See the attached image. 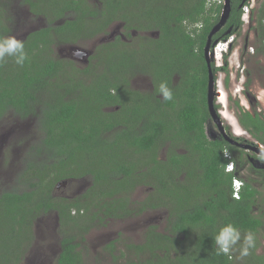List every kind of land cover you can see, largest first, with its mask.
<instances>
[{"label": "trees", "instance_id": "trees-1", "mask_svg": "<svg viewBox=\"0 0 264 264\" xmlns=\"http://www.w3.org/2000/svg\"><path fill=\"white\" fill-rule=\"evenodd\" d=\"M98 1L38 0L31 12L47 18V27L23 40L29 59L23 67L11 57L0 62V121L11 115L21 121L33 118L42 134L24 161L22 187L0 189V264H21L36 236L34 223L53 212H58L63 233L57 264H87L81 247L97 215L82 216V209L120 207L116 216L124 218L133 214L128 196L135 187L152 190L138 214L168 205L171 218L168 233L150 227L143 244L127 246L129 254L142 259L125 264H234V252L217 255L215 235L229 223L242 236L248 231L255 234L261 223L250 213L255 189L242 192L240 200L231 194L233 202L229 201L236 176L226 172L229 160L223 158L221 147L235 148L206 135L211 116L204 49L220 20L222 1ZM243 1L232 0L228 29L216 40H226L241 29ZM2 3L0 37H6L13 32V19L5 16ZM115 22L124 24L132 43L118 38L100 46L96 64L80 68L54 54V46L91 40L107 33ZM257 27L264 44V10ZM134 31L139 34L134 36ZM211 66L214 73L226 70ZM137 75L148 76L153 91L135 90ZM162 82L172 90L173 100L160 97ZM238 110L244 128L254 136L264 133L263 115L239 104ZM83 176L93 179L84 207L54 196L59 182ZM114 257V264H123L119 260L126 258L123 253ZM250 257L264 264L256 247Z\"/></svg>", "mask_w": 264, "mask_h": 264}, {"label": "rangeland", "instance_id": "rangeland-1", "mask_svg": "<svg viewBox=\"0 0 264 264\" xmlns=\"http://www.w3.org/2000/svg\"><path fill=\"white\" fill-rule=\"evenodd\" d=\"M221 1L225 4V0ZM212 2L217 1L212 0ZM243 3L249 6L246 9L243 8V13L249 11L246 16L247 20L245 23L242 20L241 29L230 36L234 38L230 54L223 63H216L217 66H225L226 68V70L218 71L215 74L216 90L219 93L220 91L224 92L223 98H220V95L216 101L219 102L218 111L220 110L224 117L226 115L225 119L233 125L234 130L239 134L245 133L247 138L252 139L250 134L244 132L239 125L238 104L252 114L260 113L264 116V44L261 38H258L257 29L259 16L264 10V0H244ZM2 4L4 8H7L5 16L13 19L12 34L16 38L23 41L33 30L44 25L45 20L43 18L34 17L28 7H21L18 0H16V5L15 0H3ZM116 31L122 32V29L118 28ZM111 36L100 37L99 39L108 41L112 38ZM97 43L98 40L95 39L94 41L83 40L72 45H57L53 47L54 54L69 60L70 56H75V49L89 50ZM225 46L223 45L220 49ZM259 48L261 52H258ZM78 60V62L73 61L78 67L85 65L81 59ZM133 86L140 89H150V83L145 76L135 78ZM210 129L216 132L213 122L208 126L207 132H210ZM41 137L40 127L34 119L21 121L18 117L11 115L0 121V189L8 191L12 188L22 187L21 172L25 168L24 161L29 149L39 142ZM245 173L239 172L238 177L242 178ZM250 175L260 178V175L253 172H250ZM91 184V179L78 183L75 181L63 183L57 190L55 189L56 195L74 200L73 198L82 196L83 192L80 189L89 188ZM151 191V188L142 187L128 196L130 202L132 201V216L123 220L105 221V223H97V216L95 217L96 220L92 223L91 233L86 234V240L81 247L87 264H114V256H121V253L126 256V258L119 260L123 264L129 260L136 262L142 258L139 259L136 255L129 254L127 246L143 244L150 227H153L154 231L157 232H167L171 218L168 205L138 214L141 203L150 196ZM260 193L257 213L260 214L262 211L264 214V191ZM97 214L98 208L91 209L89 213L90 216ZM57 220V213L53 212L42 216L34 223L33 232L36 236H32L33 240H31L21 264H57L59 243L63 235L62 232L57 233L60 230ZM260 236V240L259 236L257 237L256 247L258 246V250L256 253L259 256H264V232H260ZM111 243H114V246L107 248ZM237 247L239 248V245ZM177 249L180 248L177 247ZM170 254L173 257L175 250H172ZM233 260L234 264H263V262L251 258L250 255L241 259L238 250L234 252Z\"/></svg>", "mask_w": 264, "mask_h": 264}, {"label": "flooded vegetation", "instance_id": "flooded-vegetation-1", "mask_svg": "<svg viewBox=\"0 0 264 264\" xmlns=\"http://www.w3.org/2000/svg\"><path fill=\"white\" fill-rule=\"evenodd\" d=\"M18 2L20 3L21 7L22 6L28 7L29 10H30V13L35 17V15L31 12V8L33 7V5H35L38 2V0H18ZM90 2L92 4L99 3L98 0H90ZM94 2H96V3H94ZM15 5H16V0H15ZM85 8H86L87 11H92L93 10L91 8H88V7H85ZM93 8H95V7H93ZM13 11L15 12L14 9H13ZM72 12L73 11H67L66 14H69V13H72ZM40 17L45 20L44 25H41L37 29L33 30L32 33L35 32V31H37V30H40L41 28L47 27V18H45L44 16H40ZM61 21H62L61 23H63V20L62 19H61ZM58 24H59V22H58ZM227 25L221 30V32L223 30L228 29ZM118 28L122 29V32H117L116 30ZM198 28L200 29L201 26H199ZM231 28L233 30V27H231ZM32 33H30V34H32ZM111 34H114V37L110 38V40H108V41L107 40L106 41H104V40L101 41V39H99L100 37L103 38V37L111 36ZM138 34L139 33L135 32V31L133 32V35L134 36H136ZM141 34H143V35H146L147 34V35L151 36L152 38H158L160 36L159 33H157V34H154V33H141ZM10 36H13V34L11 33ZM215 37H214V40H216ZM118 38L121 41H124V42H127V43H132V39H129L128 36L126 35L125 29H124V24L115 22V23H113L108 28L107 33H105V34L102 33V34L98 35V37H96V38H93L91 40H87V41H92V40L94 41L95 39L98 40V43L96 45H94L92 48H90L89 50H84V52H86L87 55H82L81 56V55H79V54H77L75 52V56H70V59L69 60L78 62L79 61L78 59H81L85 63V65L82 66V67L79 66L80 68H86V67H88L90 65V63L96 64L97 61L99 60V59H96L97 49L100 46L107 45L109 43L115 42ZM214 40H213V42H214ZM70 45H72V44H70ZM216 63L217 62L214 60L213 65L215 66V68H219V66H217ZM97 74H99V72H97ZM137 76L140 77V76H143V75H137ZM137 76H135V77H137ZM147 79L149 81L148 76H147ZM149 83H150V89H140V88H135V87H134V89L135 90L138 89L139 91H144V92L153 91V87L151 85V81H149ZM222 92L223 91H220L219 95H221ZM218 103L219 102L216 103V106H217L216 109L218 108V105H219ZM241 107H243V106H241ZM217 111H218V109H217ZM219 112H220V110H219ZM220 113H221V117H222L223 131L225 133H227L228 135H230L235 141H237V143L239 145L232 144V143L226 141L225 138H224V136H223V131L221 129H219V127L217 126V124H215V122L211 118L209 119L208 123L206 124V135H207V137H208V139L210 141H219L221 144L223 143V141H226L227 143H229L230 146H232V147L235 148V149H229V147H227V145H223L221 147V148L224 149L222 151L223 158L235 163V170L233 172H227V171L226 172L227 173H231V174H233L236 177H238L239 172L240 173L246 172L245 174L242 175V178L240 177L242 179V181H243V187L241 188V191H240V194H239V199H237V200H240L241 199L242 192L243 193H248L252 189H255L258 192L257 195L255 196V198L252 199L253 200V203L251 204V210H250V213H252L251 215H253V218L255 219L254 221H259L261 223L257 227L256 233H255L256 242H257L258 241V238H257L258 236H259V240L261 239L260 232H264V214H262V211L260 212V214L257 213L258 203L260 202V196H261V193L260 192L261 191H264V168L259 167V165L264 164V133L261 132V134L259 136L252 135L246 128H244L241 125V123L239 121V117H238L239 125L243 128V131L246 132V133H249L250 136H251V138H252V139H249V138H247L246 135H244L245 133H243V134L242 133H240V134L237 133L234 130L233 125L232 124H229L227 122V120L225 119L223 113L222 112H220ZM31 119H33V118H31ZM212 122L214 124V128H215V131L216 132L212 131L211 129H210V132H207V128L210 125V123H212ZM241 145H246L247 148H245V147H243ZM249 146L250 147H258L259 149H261L263 151H257L255 149L250 148ZM166 149L167 148L164 149V152L163 153H165ZM250 172H253L255 174L260 175V178L252 177L250 175ZM198 173L202 176V170H199ZM201 176L198 177V178H196L198 184H201ZM89 179H91V181H92V184L90 185V187L89 188H82V189H80L83 192L82 193V196H78L76 198H73L74 200H72V199L70 200L67 197H58L56 195L57 188H59L60 185L63 184V183L72 182V181H75L76 183H78V182L86 181V180H89ZM179 179L183 180L184 183H186V179H184V177H183V179L181 177ZM190 181L191 180L188 181V184H192V183H190ZM92 186H93V179L90 176H83V177H79V178H70L68 180L59 182L56 185V190L54 191V196L57 197V198L66 200V203L67 204H69L70 202H73V203H77L78 202V204H76V205H81L82 204L83 207H84V204H87L89 202L88 192H89V189ZM139 188H142V187H135L133 191L138 190ZM132 192H130V194ZM231 194H232V197H233V187L231 188V190L229 189V201L230 202H233V199L231 197ZM121 196L122 195H120L119 198ZM202 197L203 196H200V200H201ZM205 198L208 199L209 196H205ZM131 203H132V201H131ZM109 207H111V205H109ZM77 212L78 211L76 209H74V211L72 213L75 214V216H76L78 214ZM89 213H90V211L85 210V209H82V211H81V215L82 216H88L89 217L90 216ZM117 214H121L120 207L117 210H112V209L109 210L108 208L107 209H101V208H99L98 209L97 216L98 215H101V216H99L97 218L96 222L97 223H105V221L110 222L112 220L114 221L115 219L123 220L126 217H129V216H132L133 215V214L130 213V215H125V217L122 218V217H117L116 216ZM100 217L103 218L102 221H99V218ZM57 219H58L57 221L59 223L58 212H57ZM91 230L92 229L90 228L86 234H90L91 233ZM57 233L60 234L61 231L59 230ZM160 233H162V232H160ZM85 237H86V235H85ZM259 244H260V242H259ZM257 247H256V252L258 250ZM59 252H60V248L58 249V254H59ZM57 258H58V256H57Z\"/></svg>", "mask_w": 264, "mask_h": 264}, {"label": "clouds", "instance_id": "clouds-1", "mask_svg": "<svg viewBox=\"0 0 264 264\" xmlns=\"http://www.w3.org/2000/svg\"><path fill=\"white\" fill-rule=\"evenodd\" d=\"M247 7L249 6L243 5L244 9H246ZM248 12L249 11H246V13H243L242 15V20L244 21V23L247 20L246 16L248 15ZM233 43H234V38L230 37L227 38L226 40H221V41L219 40L217 45H215V47H212L210 51L212 65L214 60L216 62H221V63L224 62L225 58L230 54L231 49L233 48ZM223 45L226 46L223 49H220V47H222ZM9 57L13 58L14 63L16 65L23 67L25 65V62L29 59L28 53L25 50V43L22 40L16 38L15 36L0 37V62H4L6 58ZM158 92L160 97L165 102L173 100V92L167 86L166 83L164 82L160 83L158 87ZM230 163L234 164V170H235L234 162L229 161L227 166ZM227 166H226V171H227ZM235 180L241 181L243 183L242 179L239 177H235L233 179V183ZM233 183H232V187H233ZM233 192H234V188H233ZM214 245L216 248L217 255H221V254L229 255L230 253L238 250L239 256L242 259L243 257H247L248 255H250L251 250L256 247V236L251 231L244 233L242 236L240 229L236 227L234 224L229 223L223 226L222 228H220L219 232L215 235ZM238 245L239 248L237 247Z\"/></svg>", "mask_w": 264, "mask_h": 264}, {"label": "water", "instance_id": "water-1", "mask_svg": "<svg viewBox=\"0 0 264 264\" xmlns=\"http://www.w3.org/2000/svg\"><path fill=\"white\" fill-rule=\"evenodd\" d=\"M243 4L244 3L241 4V6H240L241 8L243 7ZM231 9H232V0H225V4H224L222 14L220 16V20L213 27V29H212L209 37H208L205 49H204L205 57H206V60H207L208 66H209V80H208V94H207L208 109H209L211 119L215 122V124H217L219 129H221L222 131H223V124H222L221 113L219 111H217V109H216V103H217L216 100L220 95H219V92H217V90H216L215 73H214L213 68L211 66L212 65V59L210 56V51H211V48L215 47V45H217V43L219 42V40H215L213 42V39L227 25L229 18H230V14H231ZM231 32H232V28L229 29L226 34L229 35ZM113 36L114 35H112L111 37H113ZM75 52L81 56L87 55L86 52H84L80 49H75ZM223 136H224L226 141H228L232 144L239 145L237 143V141H235L230 135H228L224 131H223ZM241 146L247 148L246 145H241ZM250 148L255 149L257 151H263V150L259 149L258 147H250ZM259 167L264 168V164L259 165Z\"/></svg>", "mask_w": 264, "mask_h": 264}, {"label": "built area", "instance_id": "built-area-1", "mask_svg": "<svg viewBox=\"0 0 264 264\" xmlns=\"http://www.w3.org/2000/svg\"><path fill=\"white\" fill-rule=\"evenodd\" d=\"M233 170H234V164L233 163H230L227 166V171L228 172H231ZM242 185H243V183L241 181H238V180H235L234 181V183H233V188H234L233 197L234 198H236V199L239 198V194H240V190H241Z\"/></svg>", "mask_w": 264, "mask_h": 264}, {"label": "bare ground", "instance_id": "bare-ground-1", "mask_svg": "<svg viewBox=\"0 0 264 264\" xmlns=\"http://www.w3.org/2000/svg\"><path fill=\"white\" fill-rule=\"evenodd\" d=\"M223 94V95H222ZM222 94H221V96L220 97H222L223 98V96H224V92H222ZM224 100V99H223ZM224 102V101H223ZM227 114V113H226ZM229 116V115H228ZM225 117H226V115H225ZM230 120V119H229ZM228 120V121H229ZM236 131V130H235ZM241 132V131H240ZM243 134V133H242ZM245 135V134H244Z\"/></svg>", "mask_w": 264, "mask_h": 264}]
</instances>
